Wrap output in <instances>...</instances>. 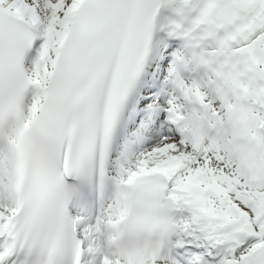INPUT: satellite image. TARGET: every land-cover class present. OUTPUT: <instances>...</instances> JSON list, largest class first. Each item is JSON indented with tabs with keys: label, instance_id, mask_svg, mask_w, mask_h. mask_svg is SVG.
Returning <instances> with one entry per match:
<instances>
[{
	"label": "snow or ice",
	"instance_id": "snow-or-ice-1",
	"mask_svg": "<svg viewBox=\"0 0 264 264\" xmlns=\"http://www.w3.org/2000/svg\"><path fill=\"white\" fill-rule=\"evenodd\" d=\"M0 264H264V0H0Z\"/></svg>",
	"mask_w": 264,
	"mask_h": 264
}]
</instances>
